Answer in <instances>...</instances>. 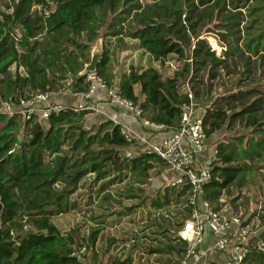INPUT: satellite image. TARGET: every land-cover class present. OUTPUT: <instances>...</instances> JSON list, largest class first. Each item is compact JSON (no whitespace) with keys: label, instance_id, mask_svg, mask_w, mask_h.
Returning a JSON list of instances; mask_svg holds the SVG:
<instances>
[{"label":"trees","instance_id":"16d2710c","mask_svg":"<svg viewBox=\"0 0 264 264\" xmlns=\"http://www.w3.org/2000/svg\"><path fill=\"white\" fill-rule=\"evenodd\" d=\"M4 1L0 0V108L37 92H87L89 73L74 76L90 62L91 47L103 33L104 52L96 75L139 105L151 123L169 132L180 127L183 104L190 102L182 87L188 84L195 101L208 103L207 140L224 128L249 130L215 144L212 179L202 191L206 201L220 209L224 196L242 190L255 176L264 161V88L252 85L264 75V0ZM2 5L11 12H4ZM35 7L48 12L38 15ZM208 36L223 47L220 55ZM106 39H114L116 48L126 45V39L136 40L154 61L165 63L175 55L181 65L166 77L155 68L131 67L115 80L111 56L116 50ZM223 74L239 77L238 89L213 97L214 82ZM89 113L63 106L40 121L0 111V264H83L80 259L86 254L72 255L79 231L62 234L53 218L75 209L73 197L86 189L88 180L89 187L92 182L99 185L97 192L105 195L102 202L113 200L112 187L124 185L130 199H138L139 210H147L135 223L138 218L146 221L149 234L136 245L147 241L154 225H172L175 229L165 228V245L149 252L174 254V263H179L186 243L176 237V228L190 212V207L182 209L189 185H163L154 196L148 194L152 174L166 166L164 161L151 152L128 155L135 139L129 140L112 120L87 127ZM134 207L138 205L129 210ZM177 207L184 214L179 222L177 214L153 217ZM260 217L264 226V215ZM100 223L85 245L96 257L104 222ZM246 247L240 264H264V231ZM107 264H134V259L114 254Z\"/></svg>","mask_w":264,"mask_h":264},{"label":"rangeland","instance_id":"374dc122","mask_svg":"<svg viewBox=\"0 0 264 264\" xmlns=\"http://www.w3.org/2000/svg\"><path fill=\"white\" fill-rule=\"evenodd\" d=\"M10 1L11 0H5L4 2ZM151 1L153 0H142L144 3ZM50 8L53 10L54 6L50 4ZM1 9L4 12H11V10H7L3 5ZM35 10H37V14L41 16L42 13L48 12V8L46 12H43L41 7H35ZM101 35H103V33ZM207 38L213 50H216L217 54L220 55L223 51V47L219 45L214 36H208ZM106 40V44L109 45L111 49L116 50L115 54L111 56V70L115 75V80L118 79L121 74L128 73L131 67L139 71L147 68H155L166 77L172 76L177 67L181 65L175 55H170L165 63L154 61L147 52L139 48L136 40L126 39V45L120 46L119 48L115 47L116 41L114 39ZM104 41L105 39L103 38V44ZM98 44L99 47L96 48V52L101 53L102 39H99ZM14 68L15 67H12L13 70ZM67 84H69V82ZM238 84L239 77L226 76L223 74L222 77L214 82L212 95L213 97H218L226 92L237 90ZM252 85L262 86L264 88V75H261L259 78L257 76ZM243 86L249 85L246 84ZM182 90L185 91L186 88L182 87ZM136 91L139 93L138 89ZM60 92L68 93V90H62ZM196 104L200 108L208 105L207 102L204 103L202 100H196ZM239 133H249V130L235 128V130L229 131L224 128L218 131L210 138L211 142H207L209 149L215 146L216 141L218 142L219 140ZM214 138L217 140L213 141L212 139ZM126 152L127 154L131 153L135 155L132 151L130 152L127 150ZM261 166H264V161L258 165L255 176L250 180L248 179V184L242 190L233 189L232 195L224 196L221 201V207L226 210V215H237L241 220L242 226L247 227L246 234L232 237V245L241 244L249 246L254 238L264 231V226L261 225L262 220L260 217L264 215V167L263 169L259 168ZM152 176V181L147 185L146 190L148 194L154 196L158 191V187L153 183V179L157 176L156 172H154ZM89 184L90 181L88 180L86 189L82 187L83 189L74 195L73 199L76 202L75 209L67 213L58 214L53 218V222L57 225L62 234L70 232L73 229L79 231L77 245H86V240L91 230L100 225V222H104L102 223V229L96 245L98 256L96 257V255L89 250L88 253L86 252V255L80 259L83 264H93L95 261H101L102 264H107L109 257L114 254H122L125 257L128 255L133 256L134 264H175L176 257L174 254H156L149 252L150 249L165 245V242L168 241L165 228L168 227L173 229L174 227L172 225H163V228L158 226L159 223L154 225L150 228L151 235L147 238V241L142 245H136L131 241V228L135 224L138 214L141 216L143 213L145 214L147 210H144V212L139 210L138 199H130L128 194L124 192V185L112 187L109 194H111L113 200L102 202L105 195L97 192L99 185L96 187L94 182H92V187L91 185L89 187ZM89 188H94V191H90ZM101 202L104 205L103 207L100 206ZM134 205H138V207L129 210V208ZM170 211L173 212L174 215H178L176 222H179V220L184 217V214H179L181 210L178 209V207L171 208ZM214 253V255H217L216 252ZM212 255L213 253L209 256L207 262L209 260L220 262L219 259Z\"/></svg>","mask_w":264,"mask_h":264},{"label":"built area","instance_id":"2783aa9c","mask_svg":"<svg viewBox=\"0 0 264 264\" xmlns=\"http://www.w3.org/2000/svg\"><path fill=\"white\" fill-rule=\"evenodd\" d=\"M90 82L88 91L81 95L82 100L72 106L75 110L94 111L96 106L92 102L93 96L102 90L106 93L108 102L112 107L127 110L138 117L146 126L158 127L148 121L139 105L119 95L116 89H109L105 82L96 75L89 73ZM190 98L189 103L183 104V113L180 127L172 131L160 141L151 143L146 152L156 154L162 159L166 167L179 174V178L167 186L179 187L189 185L187 202L182 206L190 207L188 216L182 224L176 228V237L186 243V250L182 254L178 264H208L207 251H202L207 234L216 239L214 252L223 254L222 264H240L247 253L246 245H232V237L247 233V227H243L237 215L227 216L222 207L216 210L208 201L202 197L203 188L212 179V163L217 153L216 146L209 149L204 122L207 107H198L190 91L189 85L184 86ZM53 93L37 92L30 98L21 100L19 104L4 103L0 111L10 117L20 115L24 120L37 117L40 121H46L49 115L59 112L64 105L51 101ZM124 132V130H123ZM129 140L132 135L124 132ZM128 155H132L129 153ZM173 212L159 211L153 215L155 218H170ZM146 221L138 218L132 226V243L140 242V238L149 234V229L144 227ZM87 247L84 245L76 247L73 256L86 254ZM212 254V253H211ZM201 262V263H198Z\"/></svg>","mask_w":264,"mask_h":264},{"label":"crops","instance_id":"0c3cea01","mask_svg":"<svg viewBox=\"0 0 264 264\" xmlns=\"http://www.w3.org/2000/svg\"><path fill=\"white\" fill-rule=\"evenodd\" d=\"M118 80V79H117ZM143 98H141L142 100ZM82 100L81 95H76L68 91L53 93L51 101L64 105V106H75ZM108 98L105 96L102 90H98L92 98L96 109L89 113L86 117V126L90 127L92 125H99L105 120H112L117 124H120L124 132L132 135L135 139V144H133L129 150L135 153V155L146 152L151 143L157 142L168 136L171 132L166 131L164 127H152L144 125L141 120L136 117L131 112L112 107L107 101ZM216 141L217 139H212ZM207 142H211V139H208ZM217 143V141H216ZM179 178V174L175 171L168 169L166 166L163 167L157 174L156 178L153 179L154 185L156 187L167 186L169 183L176 181ZM216 239L213 238L209 233L207 234L205 244L202 247V251H207V256L209 257L211 253L212 256L221 260H224L223 254L214 255L213 248L215 247ZM201 263V262H198Z\"/></svg>","mask_w":264,"mask_h":264},{"label":"water","instance_id":"95a60500","mask_svg":"<svg viewBox=\"0 0 264 264\" xmlns=\"http://www.w3.org/2000/svg\"><path fill=\"white\" fill-rule=\"evenodd\" d=\"M103 38L104 36L101 35L96 42L91 47V53H90V62L85 64L84 70H82L77 76H74V79H76L78 76L84 75L86 73H94L98 67V64L102 60L103 57ZM99 39H102V52H96V48L99 47ZM97 44V45H96Z\"/></svg>","mask_w":264,"mask_h":264}]
</instances>
